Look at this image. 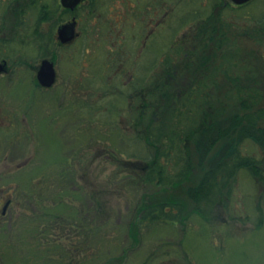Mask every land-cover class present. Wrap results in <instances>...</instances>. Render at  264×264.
I'll list each match as a JSON object with an SVG mask.
<instances>
[{
  "label": "rangeland",
  "instance_id": "1",
  "mask_svg": "<svg viewBox=\"0 0 264 264\" xmlns=\"http://www.w3.org/2000/svg\"><path fill=\"white\" fill-rule=\"evenodd\" d=\"M97 42L94 37L80 44L97 48ZM251 47L256 49L250 44L246 50ZM256 51L255 57L247 55L252 57L248 70L242 64L245 77L241 82L257 90L264 89V46ZM103 76L94 77L92 86L85 75L62 73L64 84L46 92L30 86L28 80L29 86H17L19 100L15 101L6 90L16 86L0 87V101L18 107L20 118L31 121L30 129L37 138L30 141L33 146H28L26 139L21 144L19 163L30 157L32 169H26L19 181L25 184L26 176H40L45 161L63 159L72 164L66 167L70 177L63 179L53 173L52 180L42 179L31 188V203L24 211L0 220V264H263L264 180L256 179L247 169L239 170L231 180L229 198L218 201L205 214L193 209L185 188L175 187L173 198L187 203L184 221L137 225L138 212L154 189L138 180L126 162L138 164L134 152L144 154L147 148L134 141L137 133L129 132L127 114L117 118L106 108L95 114L88 108L111 101L114 91L109 88L113 86H105ZM122 80L130 81L129 76ZM215 94L212 103L217 110L231 113L240 109L241 104L228 97L227 89ZM260 106L264 107V101ZM48 116L50 122L40 127ZM252 135L259 133L254 130ZM241 139L246 140L242 152L259 160L264 173V145L245 136ZM190 152L195 164V151ZM192 168L196 175L199 165ZM165 192L154 199L168 198ZM60 197L66 200L63 204ZM96 209L100 213H95Z\"/></svg>",
  "mask_w": 264,
  "mask_h": 264
},
{
  "label": "trees",
  "instance_id": "2",
  "mask_svg": "<svg viewBox=\"0 0 264 264\" xmlns=\"http://www.w3.org/2000/svg\"><path fill=\"white\" fill-rule=\"evenodd\" d=\"M214 12L195 11L192 40L179 49L176 57L168 55L164 59L161 74L132 75L136 81L133 80L130 89H122V79L127 75L115 78L114 74L82 73L87 84L92 86L95 84L94 77L98 80V75H105L102 77L105 86L117 83V86L109 88L114 92L108 105L88 107L94 114L106 108L111 116L118 118L123 113L126 115L130 100L136 101L133 109L138 108L145 91L148 101L145 127H141L139 118L132 121L139 123L134 141L143 143L148 150L144 154L134 152L132 157L139 158L138 164H133L131 160L126 162L132 166L131 171L138 174L134 175L138 180L149 189H154L148 194L150 200L143 202L138 212V226L184 221L188 212L187 203L180 197L173 198L171 191L175 187L185 188L193 201V209L205 214L215 203L229 198L233 186L231 180L239 170L247 169L256 179L264 180L260 161L242 152L246 140L241 139L245 136L264 145V107L260 106L264 101V89L256 90L257 87L244 86L241 82L245 77L241 71L242 64L243 67L247 65L244 69L248 70L252 63V57L247 55L252 53L255 57L258 54L256 49L259 51L260 46H264V4L233 6L229 1L226 10ZM94 26L93 16H86L82 26L84 40L94 38ZM100 41L97 48L83 46V50L81 46L76 52L75 48H69L68 54L78 55L77 63L81 64L90 52L106 51L107 47H103L106 43ZM249 43L256 49L251 47V51L246 50ZM219 89H227L228 97L241 104L240 109L231 113L217 110L212 100L214 92L217 95ZM140 114L139 109L135 116ZM51 119L50 116L44 118L40 127ZM254 130L258 131V136L252 135ZM34 139L37 140L36 136ZM191 150L196 154L195 164L199 165L196 175L192 168L195 164L192 163ZM44 165V172L34 179L26 176L25 184L18 178L24 176L26 169L19 171L18 177H15L19 194L17 200L21 203L19 211H24L25 206L31 203L29 195L36 183L42 179L52 180L53 173L63 179L70 177L66 167L72 164L63 159L54 163L45 161ZM163 190H166L168 198L158 199ZM156 196L158 201L154 199ZM65 201L64 197H60V204ZM94 212L99 211L96 209Z\"/></svg>",
  "mask_w": 264,
  "mask_h": 264
},
{
  "label": "flooded vegetation",
  "instance_id": "3",
  "mask_svg": "<svg viewBox=\"0 0 264 264\" xmlns=\"http://www.w3.org/2000/svg\"><path fill=\"white\" fill-rule=\"evenodd\" d=\"M118 1L120 4L116 0H82L74 9H69L62 0H0V87L16 86L6 90V94L13 96L15 101L19 100L17 86L28 85L29 80L30 86H39L43 92L50 91L60 83L64 84L60 80L62 73H104L114 74L115 78H118L117 75H127L130 81L124 82L123 86H133L135 78L132 75L161 74L164 59L168 55L176 57L179 49L192 40L196 25L195 11L222 12L229 2ZM231 3L233 6L246 5ZM249 3L263 5L264 0ZM88 15L93 16L94 37L106 43L103 47L107 49L90 52V56L80 64L77 63L78 55H69L68 49L75 48V52L80 50V42L84 40L82 26ZM73 23L76 26L75 38L63 42L60 29ZM45 60L53 63L57 74L52 88H44L38 81V73ZM116 84L112 83L111 86ZM142 97L141 105L135 109L136 101L130 100L126 115L129 132H137L139 123L142 128L145 127L148 102L145 91ZM139 109L141 114L136 117ZM137 118L139 123L132 121ZM30 122L25 116L20 118L18 107L0 101V220L19 212L21 203L15 196L16 182L13 177L21 170L32 169L30 157L19 163L20 155H23L20 150L23 140L26 139L30 146V141L35 137Z\"/></svg>",
  "mask_w": 264,
  "mask_h": 264
},
{
  "label": "water",
  "instance_id": "4",
  "mask_svg": "<svg viewBox=\"0 0 264 264\" xmlns=\"http://www.w3.org/2000/svg\"><path fill=\"white\" fill-rule=\"evenodd\" d=\"M82 0H62L65 7L74 9ZM236 5H244L252 0H229ZM76 26L75 24L65 25L60 29V38L63 42H70L75 38ZM57 79V74L53 63L45 60L42 63L41 69L38 73V81L44 88H52Z\"/></svg>",
  "mask_w": 264,
  "mask_h": 264
}]
</instances>
